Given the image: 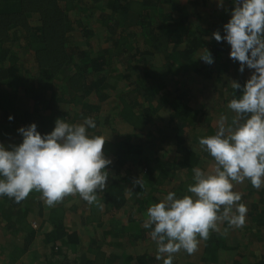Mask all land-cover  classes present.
<instances>
[{
    "label": "trees",
    "instance_id": "16d2710c",
    "mask_svg": "<svg viewBox=\"0 0 264 264\" xmlns=\"http://www.w3.org/2000/svg\"><path fill=\"white\" fill-rule=\"evenodd\" d=\"M207 1L193 0L188 9L187 5L178 6V0H0V143L6 148L18 145L22 137L17 129L32 123L42 135L50 133L58 118L68 123H81L84 118H92L96 127L127 121L136 127L133 129L144 128L152 122L155 112L168 106L170 112L166 118L169 121L164 123L166 133H169L168 129L172 131L175 152L188 170L192 169L198 157L184 146V128L192 122L189 119L192 113L189 102L195 95L192 91L211 84L213 74L220 77L230 71L228 44L223 40L215 41L209 32L215 24V32L223 36V25L230 19L232 3L230 10L217 16L219 20L216 19L213 25L202 20L200 14H194L197 23L194 26L200 36L189 35L190 15L197 7L205 8ZM97 4L103 5L104 13H95ZM199 23L207 28H199ZM95 28L100 30L101 37L95 34ZM130 29L134 33L124 34ZM203 48L213 57L211 65L198 58ZM27 57L33 63L31 70L26 66L24 58ZM154 57L161 58V65L154 64ZM189 64L194 66L195 84L191 89L190 85L183 86L176 93L177 87L170 100L167 87L173 83L171 77ZM112 66L121 73L111 75L109 69ZM114 82L120 84L118 98L115 97L119 109L115 112L114 108V114L108 115L104 105L111 103L110 90L115 87L110 89L109 86H115ZM130 86L134 88L129 89ZM9 116L13 117L11 121ZM225 116L230 120L233 114ZM96 127L89 132L100 136L95 133ZM103 153L105 158L111 159L106 170L110 176L117 175L115 168L124 169L120 180L112 183L103 194V201L117 207L119 184L139 174L128 177L132 175V167H125L128 162L141 163L134 132L119 137L116 142L106 141ZM162 161L156 157L158 177L153 185H159L173 171L171 163ZM191 172L188 171L183 183L171 181L168 192H175L177 196L188 194L187 186L193 182ZM164 183L169 185L168 181ZM2 200L6 230L24 234L25 249L38 236L27 229L25 218L28 214H35L39 219L44 243L52 242L56 246V256L61 255L58 249L76 242L74 235L67 236L64 215L68 210L75 215L83 201L79 196H67L49 210L40 193L35 191L20 203L6 196ZM16 207L23 208L18 211ZM145 232L149 233L150 229L141 233ZM215 239L211 240L206 254H212ZM86 250L89 252L84 258H58L60 260L53 264H109V259L103 260L108 251H104L101 243L92 241ZM14 254L10 252L8 257L14 258ZM188 255L182 251L177 258ZM139 259H142L141 264L152 263L151 259ZM118 261V264L133 262L132 258Z\"/></svg>",
    "mask_w": 264,
    "mask_h": 264
},
{
    "label": "clouds",
    "instance_id": "9594fccd",
    "mask_svg": "<svg viewBox=\"0 0 264 264\" xmlns=\"http://www.w3.org/2000/svg\"><path fill=\"white\" fill-rule=\"evenodd\" d=\"M217 3L222 6L224 0ZM231 3L223 36L213 32L211 38L226 42L229 58L239 63L238 71L247 68L251 75L242 89L231 82L233 91H242L227 104L232 118L220 115L215 134L198 138L201 151L214 161L211 169L193 168L188 194L169 191L146 209L142 227L150 229L155 259L162 264H173L182 250L195 253L210 231H220V222L243 228L248 209L240 203L241 193L233 191L234 183L247 180L257 190L264 186V0ZM198 58L209 65L214 62L206 48ZM95 127L92 118L81 123L58 118L47 134L39 133L35 123L17 129L21 143L8 148L0 143V197L20 203L35 191L48 207L67 196H79L89 206L97 204L98 193L106 189L111 160L103 153L106 139L89 132ZM136 183L142 187L140 180Z\"/></svg>",
    "mask_w": 264,
    "mask_h": 264
},
{
    "label": "crops",
    "instance_id": "0c3cea01",
    "mask_svg": "<svg viewBox=\"0 0 264 264\" xmlns=\"http://www.w3.org/2000/svg\"><path fill=\"white\" fill-rule=\"evenodd\" d=\"M191 2H193V0H178L177 4L178 6L187 5L189 9L191 7ZM206 4L207 6L205 8L208 9L205 10V12H202L204 10L202 7L194 9L192 16L190 15L189 17L190 24H197L194 19V14L197 13L198 15L200 14L202 20H206L213 25L216 19L217 21L219 20L217 16L220 15L221 17L225 14L226 10L228 11L231 8V0H224L222 6H218L217 2L212 3V0L207 1ZM210 5L212 6L211 10H215L214 16L211 15L210 7H208ZM162 8L166 11L164 5ZM94 9L95 13L97 11L96 14L98 15L104 10L102 4H97ZM209 18H214V20H208ZM199 26V28L203 30L207 28V25L200 24ZM214 26L212 31L209 32L211 35L216 31ZM94 31H96V28ZM127 33H133L132 29H130V31L125 30L124 34ZM189 35L193 37L200 36L196 26L190 25ZM130 40H132V38H130ZM226 48L228 51L230 50L228 45ZM227 57H229V55H227ZM153 60L156 66L162 63L160 57H154ZM229 65L230 71L225 73V75L217 77L216 74H213L211 84L201 85L195 91L191 90L195 94L191 96L189 102V108L192 110L189 119L192 122L184 128V146L198 157V160L195 162L196 164H193V168L200 167L202 169H211L213 166V159L206 152L201 151L198 138L211 136L212 130L215 134L216 121L220 115H234V113L227 108V104L229 100L233 98V95L239 97L242 94L241 89L251 75L252 70L247 68H245L243 73L239 72V63L232 59H230ZM193 67V65L189 64V66L178 71L175 77H171L173 83L167 87V90L170 91L168 95L170 100L173 99V91L177 87L179 90H177L176 93L180 92L183 86L187 87L188 85L191 86L195 84L196 77H194V75L196 74L193 75ZM115 68L116 67L112 66L109 69L110 74H114L113 76L121 73L119 69ZM232 81L239 83L241 89L233 91L231 87ZM123 84L128 86L125 82ZM114 85L115 86H109L110 89L115 87L110 90L112 94L111 103L104 105L106 114L108 115L114 114V108L115 112L119 109L115 97L118 98L117 93L120 91L118 87L120 84L114 82ZM132 88L134 87H129V89ZM199 89L203 90L201 91ZM153 105L156 106L155 104ZM169 110L170 108L168 106L159 109L157 111L158 113L155 112L153 115L152 122H149L144 128L137 127V129H133L136 127L127 121L125 123H120L128 129L126 134L134 132L136 145L140 148V156L147 161L145 162L141 160V158H138L143 164L136 163L135 165L132 162H128L125 166L128 169L132 167V175L130 174L128 177L133 176L135 173L139 174H136L132 178H126L125 181L119 184L121 188L119 196L117 197L119 198L117 207L110 206L111 204L106 203L105 199L103 201L104 192H102V194L98 193L97 204L89 206L86 202L82 201L81 206H79L77 212L75 215L73 214V216L71 211H65V231L69 237L74 235L76 242L74 245L71 244L58 249V251L60 250L65 253L63 258H84L86 252H89L86 250L87 245L94 241L101 243L104 251H108V254L103 260L105 262L109 259L107 261L109 264H118L120 258H124V260L132 258L133 262L141 264L142 259H139L141 257L151 259V264H162L161 260L155 259L156 245L152 242L149 233H141L144 230L142 225L146 219L145 212L150 205L163 199L171 187V181L180 180L181 183L185 182L184 180L188 175V171H192L193 169L188 170L184 160L175 152L172 131L168 129L169 133H166V126L164 123L169 121L168 118H166L167 114L170 112ZM155 123H159L160 128L151 131L150 127ZM113 124L114 123H111L108 127L99 124L95 129V133H99L100 136H103L106 141L110 143L116 142L119 137L122 138V136L126 134H118L114 139L108 138L104 133V128L113 131ZM206 125L208 126L207 129L205 128ZM156 157L162 158V162L171 163L173 170L170 176L168 175L159 185H153L155 179L158 177L157 164L155 162ZM114 171L117 175H108L106 189L112 187V183L120 180L119 178L124 175L123 168L120 170L115 168ZM144 177L145 179H143ZM137 180H140L142 187L140 184L136 183ZM165 181H168L169 185L167 183L165 185ZM129 190L133 193L131 196L129 195ZM233 191L241 193L242 199L240 203L245 204L248 209L244 227L231 228L226 222H220L219 232L210 231L209 238L206 241L200 242L198 250L195 253L182 258H177V253L173 264H264V186L259 190L254 189L250 182L246 180L242 184L234 183ZM111 193L112 192H110V194ZM4 206V200L0 197V264H24L25 258H30L36 253L43 255L45 247L50 250L52 255L56 256V246L53 245L52 242L44 243V237L40 234L39 219H37L35 214H28L25 218L26 224L28 225L27 229H31L38 234L35 241L26 247V249L24 234L18 230L13 233H8L5 225L6 217L4 214H6V211ZM45 207L48 206L45 205ZM22 208L23 207H16L15 209L21 211ZM49 208L51 207H48V210ZM225 230L227 231L225 232ZM214 237L216 238V241L212 245L214 250L212 254L208 255L206 254V249L209 248L210 242ZM217 241H220V243L218 244ZM10 252H15L14 258L8 257ZM55 259L58 260V258ZM80 261L81 260H79V262ZM51 262L52 258H48L44 263L53 264ZM40 264H42V262Z\"/></svg>",
    "mask_w": 264,
    "mask_h": 264
},
{
    "label": "rangeland",
    "instance_id": "374dc122",
    "mask_svg": "<svg viewBox=\"0 0 264 264\" xmlns=\"http://www.w3.org/2000/svg\"><path fill=\"white\" fill-rule=\"evenodd\" d=\"M216 3L217 2V0H212V3ZM211 5H213V4H211ZM208 6V7H210V10L212 9V6ZM208 8H204V10L202 11V12H205V10H207ZM213 10H211V15L212 16H214L215 15V13H214V11L212 12ZM210 15V14H209ZM215 18V17H214ZM191 25H195V23L193 24H191ZM95 32V34L96 35H99L98 37H101V32H100V30L99 29H97L96 31H94ZM134 33V32H133ZM230 47V46H229ZM25 59V61H26V66H27V68H29V70H31V68H32V66H33V63H32V61H31V59L29 58V57H27V58H24ZM193 87V85H191V86H189V88L191 89ZM199 90H203V89H199ZM200 92V91H199ZM158 128H160V124L159 123H155L153 126H151L150 127V129H151V131H154V130H157ZM112 130L113 131H109L107 128H104V133L106 134V136H108V138H110V139H114V138H116V136L118 135V134H120V135H123V134H126L127 133V131H128V129L127 128H125V126H122L120 123H118V124H115V125H113V127H112ZM119 137V136H118ZM74 197V196H73ZM35 224H36V222H35ZM34 224V225H35ZM37 225V224H36ZM153 242V241H152ZM154 244H155V242H153ZM156 245V244H155ZM38 248H42V247H38ZM37 250V249H36ZM61 253V256H54V255H52L51 253H50V250L49 249H47L46 247H45V251H44V253H43V255H40L39 253H36V254H34V255H32L30 258H25V260H24V264H40L41 262H42V264H47V263H44L45 262V260L46 259H48V258H52V262L51 263H53V261L54 260H56L55 258H63V255L65 254L63 251L62 252H60ZM70 255V254H69ZM70 258H72V257H70Z\"/></svg>",
    "mask_w": 264,
    "mask_h": 264
}]
</instances>
